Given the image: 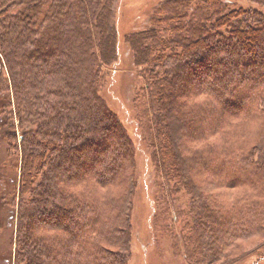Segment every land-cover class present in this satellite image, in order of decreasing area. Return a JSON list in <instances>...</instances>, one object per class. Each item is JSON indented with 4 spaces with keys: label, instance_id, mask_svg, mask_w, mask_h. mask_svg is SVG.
<instances>
[{
    "label": "trees",
    "instance_id": "obj_1",
    "mask_svg": "<svg viewBox=\"0 0 264 264\" xmlns=\"http://www.w3.org/2000/svg\"><path fill=\"white\" fill-rule=\"evenodd\" d=\"M246 1L158 0L120 50L117 0H0L8 264H127L135 150L100 95L120 54L162 217L187 200L184 258L263 259L264 0Z\"/></svg>",
    "mask_w": 264,
    "mask_h": 264
},
{
    "label": "rangeland",
    "instance_id": "obj_2",
    "mask_svg": "<svg viewBox=\"0 0 264 264\" xmlns=\"http://www.w3.org/2000/svg\"><path fill=\"white\" fill-rule=\"evenodd\" d=\"M235 1L247 9L252 6L246 0ZM157 2L158 0H117L115 22L120 27L118 37L120 50L123 47L122 35L130 29L129 20L134 18L133 21L147 22V18L145 16L138 17L137 12H150L152 6L156 5ZM136 28L139 29L140 27L137 26ZM120 55L118 60L107 70L100 95L116 113L127 135L132 140L135 150V178L137 183L130 210V244L127 264H190L184 258V250L180 240L184 222L179 217L180 211H178L185 209L186 197L178 196L174 210L168 212V218L162 217L165 214L157 205L159 180L155 175L148 146L141 137L142 131L138 123L140 118L139 116L136 117L137 110L135 109L137 106L136 103L134 105V95L138 87V79L135 72L128 73L123 69L124 59ZM128 56L126 53V60H129L127 59ZM207 64L220 65L215 63L213 59L207 60ZM201 84H204L203 81ZM187 88L191 87L188 85ZM3 119V115H0V120ZM7 141L5 132L0 128V257L4 264H8L5 249L9 241L10 249L14 248L13 231H11V236L9 230L11 224L5 218L11 211L10 204H7L6 197H3L13 190L8 174L11 171L10 165L14 158L7 153ZM10 203L12 206L13 203ZM261 243L262 241L258 239L248 244H242V251L250 252ZM237 253L234 251L232 256ZM254 257L256 254L252 255L249 260L237 264H264V257L258 262L253 260Z\"/></svg>",
    "mask_w": 264,
    "mask_h": 264
},
{
    "label": "crops",
    "instance_id": "obj_3",
    "mask_svg": "<svg viewBox=\"0 0 264 264\" xmlns=\"http://www.w3.org/2000/svg\"><path fill=\"white\" fill-rule=\"evenodd\" d=\"M10 238H11V237H10ZM10 248H11V246H10V241H9V243H8L6 249H5V252H6L5 257H6L7 259H9V253H10V250H11ZM0 261H1V258H0ZM8 262H9V260H8ZM0 264H4V263H3V262H0Z\"/></svg>",
    "mask_w": 264,
    "mask_h": 264
}]
</instances>
